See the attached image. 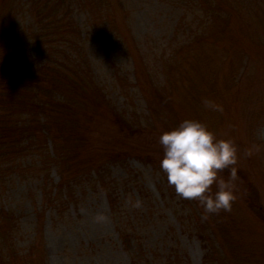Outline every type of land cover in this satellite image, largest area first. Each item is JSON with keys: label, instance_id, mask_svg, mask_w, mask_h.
I'll use <instances>...</instances> for the list:
<instances>
[{"label": "rangeland", "instance_id": "374dc122", "mask_svg": "<svg viewBox=\"0 0 264 264\" xmlns=\"http://www.w3.org/2000/svg\"><path fill=\"white\" fill-rule=\"evenodd\" d=\"M73 20L86 35L80 46L91 77L134 131L123 134L100 115L81 159L63 155L71 147L69 155L78 154L65 132L69 139L60 133L4 164L2 260L264 264V0H0V54L23 41L70 50L65 40L80 28ZM204 98L223 110L205 107ZM186 118L238 146L231 211L205 213L160 167V136ZM220 175L227 179L229 169Z\"/></svg>", "mask_w": 264, "mask_h": 264}, {"label": "trees", "instance_id": "16d2710c", "mask_svg": "<svg viewBox=\"0 0 264 264\" xmlns=\"http://www.w3.org/2000/svg\"><path fill=\"white\" fill-rule=\"evenodd\" d=\"M60 5L57 4L59 12ZM72 25L80 28L74 30L71 42L65 40L70 50H37L23 41L13 43L0 54V173L4 171V164L21 157L25 149L35 143L48 145L49 139L54 142L60 133L69 139L65 135L68 132L78 147L76 156L69 155L72 147L64 148L67 161L88 155L91 149L80 147L84 148L93 130V121L100 115L109 118L123 134L134 131L131 120L112 109L105 87L91 77L87 50H81L80 46V38H86L85 32L76 20ZM145 80L156 92L153 76ZM108 150L111 157L121 154L116 148ZM49 157L44 162L53 164L54 157ZM36 158L35 163H42L41 156ZM98 162L96 159V164ZM111 200L116 210L117 199ZM2 219L7 222V217L1 216L0 225L5 222ZM2 230L0 226V240L5 236ZM0 264H6L1 257Z\"/></svg>", "mask_w": 264, "mask_h": 264}, {"label": "clouds", "instance_id": "9594fccd", "mask_svg": "<svg viewBox=\"0 0 264 264\" xmlns=\"http://www.w3.org/2000/svg\"><path fill=\"white\" fill-rule=\"evenodd\" d=\"M203 104L223 110L210 98H204ZM159 142L164 149L160 167L178 195L199 200L205 213L231 211L237 199L235 165L239 158L233 139L218 137L202 120L186 118L163 132ZM223 169L230 171L227 179L220 175Z\"/></svg>", "mask_w": 264, "mask_h": 264}]
</instances>
